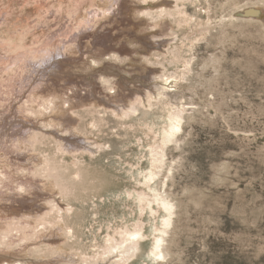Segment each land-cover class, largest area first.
<instances>
[{
    "label": "rangeland",
    "instance_id": "obj_1",
    "mask_svg": "<svg viewBox=\"0 0 264 264\" xmlns=\"http://www.w3.org/2000/svg\"><path fill=\"white\" fill-rule=\"evenodd\" d=\"M112 5L117 12L99 14L95 35L80 43L84 53L70 42L63 51L97 70L139 64L137 85L109 99L93 92L97 78L73 81L64 72L56 82L44 70L28 78L25 59L75 31L89 7L104 13ZM161 6L163 17L142 14ZM2 23L0 250L10 254L0 253V264L52 261L57 254L38 245L65 242L76 262L58 264H264V0H0ZM110 44L126 47L130 62L111 52L100 58ZM74 89L83 97L72 113L63 102L40 106L39 92L67 98ZM176 117L181 130L167 141ZM157 198L173 206L167 227ZM14 205L17 218L63 213L32 226L3 214ZM57 226L66 238H50ZM161 229L163 258L152 255ZM136 231L145 236L133 256L109 261L106 249Z\"/></svg>",
    "mask_w": 264,
    "mask_h": 264
},
{
    "label": "bare ground",
    "instance_id": "obj_2",
    "mask_svg": "<svg viewBox=\"0 0 264 264\" xmlns=\"http://www.w3.org/2000/svg\"><path fill=\"white\" fill-rule=\"evenodd\" d=\"M150 1L154 2V1H157V0H150ZM116 9L117 8L112 5L111 8H109V10L107 12L103 13V12H101L100 9L94 8L92 6L89 7L88 11L91 12V14L89 15L88 20L86 21V22H89L88 26L85 25L86 22L78 23L77 24V28H76L75 31L67 32L68 35L66 37L65 36H63V37L59 36L60 40L57 43H53L52 42L53 43L52 47L56 46V50L54 48L52 49V47L49 48V46H48V48H42V49H45V51H46L45 54H40V55L35 54V56H33V55L29 56L30 57L29 59H27V60L25 59V61L23 60L25 62V64H23V65H26V62H27V64L28 63L32 64V66H30L28 64L29 65L28 74H27L29 76L28 78L30 79V76L32 75V72H35L36 75H37V74H39V72H42L43 70L44 71H52L53 74H54L53 79L56 82H59V78H57V77H61V75H62L61 73H64V72H65L66 76L71 78L73 81H75L76 77H87V78L90 77L92 80L97 78L98 81H100L101 83H100L99 87L94 85L93 90H95V91H93V92L98 91V94L102 95L103 98H109V99L112 96H114L115 94H117L119 91L121 92V90L124 89L125 87L132 88L135 85H137V82L134 81V80L139 79L140 75L138 73H135L134 69L137 68V67L139 68V64H131L130 67H129V70L127 68H126V70H123L121 68L116 69V68H111V67H104L103 69L101 68L100 70H97V69H94V68H91V67L90 68L87 67L88 64H81L82 62L79 63V61H80L79 59L77 60V58L72 57V55H66V53L63 51V48H65V46L70 42V43L76 44V47L79 48V51L81 52V50H82L83 53H84L86 46L81 48L80 47V43L81 44H85V38L88 35H95V31L94 30H95V26L96 25L94 24V22L96 21L98 15L102 13V15H104V17L110 19L111 18V13H114V12L116 13L117 12ZM168 11L169 10L165 6H161V7H159L158 9H156L154 11H152L151 9L150 10L149 9L144 10L142 12V14L145 15L146 17H154L156 15H158L159 17H163V16L168 14ZM58 15H59V13H58ZM101 17H103V16H101ZM4 20H5L4 21V25H5V24L8 23V21L6 20V17L4 18ZM4 25L2 23L0 25V28L3 27ZM153 25H155V24H153ZM106 28H109V25H107ZM87 29H90V33L91 34H88V32H85ZM111 41H112V38H110L109 40L104 41V42L105 43H111ZM112 46L113 45L110 44V45H108L109 48H103L104 50L101 49V54H99V57L101 58V56L103 57L106 54L108 55V53L111 52V53H114L113 54V58H115L118 62H123V63L130 62L128 60L129 58L127 57V56H129V55H127L128 51H125L126 47L122 48L123 52H117L115 50L116 48L113 49ZM132 51L134 52V49ZM133 52H131V58H132V60H135L136 59V56H135L136 54L134 55ZM55 56L57 57V60L55 59ZM155 56H158V55L155 54ZM64 58H66L67 61H66V59L64 60ZM137 58H138V60L140 58L142 59V57H137ZM40 61H41V63H40ZM46 61L49 62L50 64H47V67L45 66L46 67L45 69H41L43 64L44 65L46 64ZM32 67L34 68V70L32 69ZM52 67H54L53 70H52ZM58 67L60 69L59 71L57 70ZM126 71L130 72L129 73L130 76H127ZM123 72L125 73V75L123 74ZM55 74H57V75H55ZM144 74H146L148 76L149 73H144ZM127 77L128 78L133 77V80H131V81L130 80H126ZM164 77L165 76H162V75L159 74V80L158 81H160L164 85V88H169V87L165 86V85H167L166 81L168 80L167 79L168 77L166 78L165 81L163 80ZM41 81H43V79H41L40 82ZM126 83H130V84H126ZM34 84H36V82H31L30 87H32V85H34ZM42 84H43V82H42ZM152 84H153V82H152ZM150 86L151 85H148L146 87L147 89L149 88V91L145 93V95L147 96L146 99H148V97L150 96V94L152 92L150 90ZM104 87L106 88L105 90H104ZM152 88H153V92H156V88H158V87H156L155 84H154L152 86ZM34 89L37 90V91H40V86L38 85V87H34ZM45 90L46 89H44L43 91H45ZM43 91L39 92V95H41L44 98V100H46V101H45V103L41 104L40 106H42V105L43 106H47L48 101L49 102L50 101L51 102H55V104H59V103L63 102L64 104H66L67 111L69 113H72L71 111L76 107L75 103L81 102V99L83 97L82 93L79 94L77 92V91H81L80 89H78L77 91L74 89L72 94L67 90V92L70 94L67 98L65 96L61 97V95L57 94V97H55L54 99L47 98L46 95L44 94L45 92H43ZM77 95H79V96H77ZM158 95L159 94H157V96ZM107 96H109V97H107ZM76 99H78V100H76ZM120 100H122V99H120ZM141 101H143V100L136 101L133 104L140 103V104H143V105H147V104L150 103L149 100H147L145 103H143ZM126 104H132V103H126ZM133 104L130 105V106H134ZM90 108L98 109L97 106H91ZM119 110H122V107H120ZM128 111H133L132 107H130ZM28 113L31 114V111H28ZM77 114H80V113H77ZM78 117H79V115H78ZM70 124L71 123L69 122V125ZM20 129L18 131H20ZM179 130H181V119H180V117H176L174 120L171 121L170 125L168 126V128L164 132L165 140L170 141V140L174 139L176 137L177 133L179 132ZM16 132H17V130H16ZM16 135H18V134L16 133ZM164 157H165L164 153H161L160 154V158H161V160H160L161 162L160 163L163 162ZM153 179H154L153 176H151L146 181H147V183H149ZM30 184L34 185L32 183H30ZM147 187L150 189L151 192L154 191V188H152L150 185H148ZM156 201L158 202L159 208L161 207L167 213V219H164V226L167 227V226H169L170 219L172 218V215H173V212H172L173 206L169 202H167L165 200V198L164 199L163 198H157ZM61 204H66V203L62 201ZM7 207L9 208V203H8ZM151 210L153 211V208H151ZM8 211H9V213H7ZM8 211L7 212L3 211V214L7 215V216H10V217H12L14 219H19L20 221H23V222H29L32 226H36L34 224L33 220H39V219H43V218H46V217H50V216L53 215V213L55 211H57L58 213H63L62 210L59 207H56L55 209H51L49 213H45V214H43L41 216H36V217H33V218H30V217H18L17 218L16 214L18 213V211H20L19 207H16L14 205V207L10 208V210H8ZM66 211L67 210H65V212ZM57 228L60 229L59 232H56V230H58ZM50 233H52L51 234L52 236L50 238H54V239L66 238V236H67V235L64 236L65 232H64V230L62 228H59V226L52 227L50 229ZM160 233H161L160 236H158L156 238V241L154 243V246H153V249H152V255L155 256V257H159V258L162 257L163 258L164 257V246H163V243L165 242L164 234H166V229H161ZM144 236H145V234L143 232H141V231H136V232L129 233L128 236H126V239L122 243L115 244L113 247H110V248L106 249L107 250V252L105 253L107 255L106 257L109 259V261H111L114 258H116V261H118V262L119 261L123 262V261L128 260V258L133 256V253L137 251L139 245L141 246V242H142ZM67 239H66V241H67ZM42 240H43V238H40L38 243L40 241H42ZM16 241L19 242L21 240H20V238H18ZM38 243H35V244H38ZM24 245H26L27 247H30L28 243L24 244ZM65 245H66V242L64 244L55 243L54 245H50V246L38 245V246H41V247H44V248L48 249L50 252H54L53 256L55 254H57V256H55L52 261L45 260L43 258H41V259H43L44 262L46 261L45 263H50V264H58L59 262H67V261L74 262L76 258H72V256H73L72 254H70V253H68V252H66L65 250L62 249ZM23 252H25V256L27 257L26 253L28 251H23ZM69 252H71V251H69ZM0 253H2L4 255L10 254V250H0ZM44 262L41 263V264H45ZM103 262H104V259H103ZM110 264H113V263H110Z\"/></svg>",
    "mask_w": 264,
    "mask_h": 264
}]
</instances>
